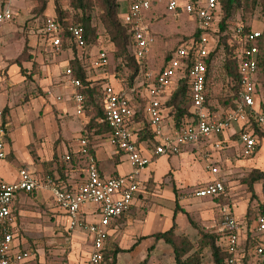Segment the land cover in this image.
I'll return each instance as SVG.
<instances>
[{"label": "built area", "instance_id": "1", "mask_svg": "<svg viewBox=\"0 0 264 264\" xmlns=\"http://www.w3.org/2000/svg\"><path fill=\"white\" fill-rule=\"evenodd\" d=\"M5 0L0 8V32L3 27L14 19L12 2ZM220 0H129L127 12L121 16L122 24L127 27L133 45L131 51L139 62V73L132 84L131 90L135 96L144 100L143 120H136L135 114L139 105L127 95V90H116L106 81L102 84L104 96L105 120L111 132L107 137L109 145L124 154L129 160L132 171L118 176H104L100 173L95 155L89 150L86 137L77 140L73 152L85 157L84 181L77 188L58 186L49 176L37 174L27 167L18 170L14 181H7L0 175V264H20L32 256L29 250L19 251L14 246L17 236L12 205L20 194H30L36 191H49L65 215L70 231L76 229L86 232L91 239V252L88 264H101L103 250L108 238V230L113 222L129 213L138 193L142 191V175L153 161V155H177L187 145L199 144L216 137L212 142L214 150L230 147V139L219 137L233 130L231 135H237L235 147L242 157L255 154L258 145V135L252 128L251 117L264 132V112L261 100L256 90V75L258 70V39L261 29L253 28L245 31L242 24L233 28L229 44L234 47L238 59L240 73L239 100L235 109L226 111V115L211 111L207 103L205 58L215 49L217 31L221 19ZM166 4L167 11L175 18L186 14L195 26L202 32L198 40H186L172 52L163 68L156 73L149 63V57L156 40L148 22L147 13L156 4ZM41 33L46 41L48 56L54 58L72 49L75 45L81 50V55L87 54L89 46L84 39V28L79 23L69 25L70 39L63 45V28L53 15H45L41 21ZM227 33V32H225ZM1 45V41H0ZM191 51L194 58L189 60ZM88 72L91 69L103 70L109 64L106 50L98 48L93 58L85 61ZM186 76L189 82V106L192 115L184 118L177 126L166 119L169 108L165 107L167 93L174 90L178 81ZM68 78L69 100L74 104L76 114L84 115L85 94L81 91L82 81L76 77L71 66L65 69ZM48 97L62 101L64 96L57 94L51 88L45 91ZM167 109V110H166ZM147 123L154 138L153 155L144 153V146L136 143L135 130L142 129ZM239 125V129L234 128ZM10 121L0 107V159L8 155L6 137ZM71 153L63 154V160H71ZM205 168L210 175L204 187L196 188L193 197L203 199L217 197L227 190L226 172L209 154H204ZM87 205L93 206L98 220L88 222L83 217ZM240 221L231 214L223 219L222 231L225 234V249L229 253L226 264H264V215H257L251 226ZM245 232L249 239V247L242 243ZM249 232V235L247 233ZM249 236V238H248Z\"/></svg>", "mask_w": 264, "mask_h": 264}, {"label": "rangeland", "instance_id": "2", "mask_svg": "<svg viewBox=\"0 0 264 264\" xmlns=\"http://www.w3.org/2000/svg\"><path fill=\"white\" fill-rule=\"evenodd\" d=\"M5 1V0H4ZM60 6L63 9H66L69 11V15L73 16V9L70 6V0H58ZM93 3V9H92V23L93 25L97 26V31L99 34H101V43L98 45V47H103L107 50L108 57H109V64L104 68L105 73L107 74H114L116 76L117 73L121 74V70L118 69V65L120 63V60H117L114 57V46L111 45L110 42H108L107 36H105V28L102 22V8L99 4V0H92ZM25 5V9L27 8V12H25V16L20 18L21 25H17L16 19L14 21V24L17 25L18 32H17V38L14 41V44H11V46H8V51L11 52L12 49L14 51H22L23 46L25 47L28 45L29 41L33 38L35 39L36 36H42L39 31L40 27L39 24H41L42 18L44 15H48L50 13V8L52 10V15H55L54 11V0H49L47 7L43 13L39 12H33V8L37 5L36 0H14L12 2V8L15 6ZM158 14H155L152 17V26L154 33L156 34V43L155 46L152 48V52L149 57V62L152 65V67H158V65H161L162 59L166 56H168L170 53H172V50L177 46L179 43V40L183 38L186 34H189L191 32H194V24L189 19V17L184 14L181 17H178L175 19L168 11L164 8V6H158L157 7ZM22 11V10H20ZM23 12V11H22ZM222 17V16H221ZM74 18V17H72ZM38 20V28H35L33 25ZM182 20V21H181ZM229 27L227 28V34L229 37H231V34L233 32V28H235V25L238 24H244V25H250L251 27H254L256 29H262L264 26L263 22V16L261 13V7L259 5L253 6L252 0H243V6L241 9L235 10L232 18L229 20ZM218 28V27H217ZM224 32V33H225ZM38 36L36 39H38ZM35 37V38H34ZM43 38V37H42ZM38 53L36 54V57L38 55L40 56V63L36 61L37 63L36 67L34 68V71H36L37 74H46L45 71H48V68H50V65L52 67V70L54 69V66H57L56 74L57 75H64L63 72L66 69V64H61L63 62L62 57H56L53 61H50V58L46 56V53H44L41 49H39L38 44ZM99 47V48H100ZM16 48V49H15ZM30 46H27V52L29 53ZM24 50V48H23ZM19 51V53H20ZM81 50L78 49V53H80ZM95 52V50L93 51ZM97 52V51H96ZM95 52V53H96ZM22 53V52H21ZM20 53V54H21ZM19 54V55H20ZM18 55V56H19ZM33 55V54H32ZM34 57V55H33ZM70 57V54H69ZM92 57V55H91ZM90 57V58H91ZM25 55L22 57V64L25 61ZM89 60V56L87 58ZM161 59V62H160ZM222 61V59H221ZM30 65V64H29ZM43 65V68L41 70L40 66ZM63 65V66H62ZM44 66L46 67V70L44 71ZM65 68V69H64ZM103 69V70H104ZM45 73H44V72ZM126 73H128L127 69L125 70ZM55 73V72H54ZM104 72L101 71V69H91V76L96 78L98 81L106 80L102 78ZM263 74V75H262ZM260 76V82L263 84L260 90V95L262 98V101H264V73H262ZM23 75V74H22ZM123 75V73H122ZM20 75H16L14 80ZM24 76V75H23ZM109 82L114 86L116 84L115 77L113 75H108ZM125 76V75H123ZM224 73L221 70L220 67H216V70L214 72V76L210 81V93H211V100L214 105H220V108L218 109V113L222 114L223 116L226 115V111L229 110L228 106H223L220 102V97H224L227 92V82L224 79ZM117 77V76H116ZM119 77V76H118ZM121 77V76H120ZM119 79V78H118ZM16 81V80H15ZM30 83V80H28ZM49 83V81H48ZM9 83H6L5 86L3 85L2 89L0 90V107L5 102L6 98H11L10 96V88ZM14 87V86H13ZM42 95L43 93L41 92ZM29 95V93H27ZM24 97V94L18 97V104L21 103L22 99ZM14 98V97H13ZM69 96L65 98V100L68 101ZM17 100V99H16ZM65 102L61 104H54V101L52 97H34V99L29 103H24L20 105H16L14 108H12L11 111V144L14 152L23 154L22 156H30L31 150H38L41 152L43 145L40 142L34 143V145H30V139L28 135V131H32L33 134L38 133L37 127L41 126L42 123H44L43 127L41 128L45 133H48L50 135V115H44L43 117H40L39 109L41 107V103H45L47 108H50V104L58 105L61 108L65 107ZM67 115L74 116L72 120L75 122V124H78L79 118L81 120H85L84 116H77L75 114V108L73 105H70L68 107V110L66 111ZM20 113L22 115H20ZM9 116V115H7ZM79 127V126H78ZM77 127V128H78ZM28 129V131H27ZM36 129V130H35ZM26 132V133H25ZM77 134L74 133H68V137L76 136ZM219 137L220 140H222ZM236 137L231 139V142L233 143L235 141ZM94 140V139H93ZM216 140V137H212L210 141ZM9 142V141H8ZM263 143L260 144L258 147L257 154H255L252 157L244 158L242 157L239 152H237V148L235 146H232L231 148L227 147L221 150H215L212 151L210 154L214 153V158L217 159V163L221 166V168L227 173L226 179H227V190L226 194L223 196H220V198H213V199H198L193 197V192L197 187H200L204 185L210 178L207 175V172L205 171L203 160L199 158L197 152V149H188L191 150L189 153H185L182 156V152H180L177 156H180L181 161L176 162V164H170V168L165 171L161 177V182H154L152 181V186L147 189V192H143L146 198H144V204L142 206L143 214L148 216L151 213H158V211H162V209H165L166 212H170L171 210L175 209L176 203L173 201L171 203V200L173 198H167L169 196L164 195L163 192L165 190L171 191L174 195L176 194L177 197H179L180 200H183L184 210L187 212V215H185L183 212V218L182 222L184 221L182 225V233L186 234L190 239L194 241V238L196 237L198 229L200 230H221L223 225V213L225 211H230L232 214L235 215L240 221L244 220L247 221V218L249 215L250 219L255 217L260 211V204L264 203V194L262 191H259L261 186L260 184L255 185L254 193L248 191V188L245 184L241 182V179L247 175L252 169H260L264 171V149ZM186 149V148H185ZM184 149V150H185ZM255 152V153H256ZM209 154V152H206ZM43 158H48L50 161V144L46 146V151L43 150L41 153ZM176 157V156H173ZM173 157H170L171 159ZM25 157L21 159L19 157L18 159L14 160H8L6 159H0V173L5 176L6 178H12L14 176L16 168L19 167L22 163L25 161ZM40 161L38 160L39 164L43 166L44 168V162L48 161ZM180 160V159H179ZM64 161V160H63ZM60 162L62 167L73 169L74 173H76V180L82 181L85 178V163L83 161L77 160L74 158L70 162ZM167 160H165V157L161 158V160L156 164V174H159L164 169V166L167 167ZM172 162V160H171ZM53 163V162H52ZM119 168V173L123 174L122 172L129 173L132 171V166L127 159L125 155H123V159L120 163L117 164ZM171 199V200H170ZM30 209H28L29 212H27V216H23L25 218H22L19 216V220H16V232L18 235H22V237L29 239V244L31 245L33 254L36 253L37 249L41 250L42 257L44 258L43 262L44 264H50V260H55L59 262V264H67L70 261L68 260V255L71 250L74 252V250H77V253L74 255L75 261L73 264H81L85 258V254H88L91 252L90 247L86 244L85 233L79 230L74 231H66L62 230L65 229V226L57 230L56 232H62L64 235L61 237L62 239H67L71 235H77L80 238L84 240V243H82V250L84 251V254L82 255L81 246H75L74 244H70L69 242L63 244V243H56L54 245L53 242L50 241V198L43 199V202L40 201H34L29 204ZM14 209V215L18 217L19 212V203L15 204ZM159 207V208H158ZM170 209V210H169ZM188 209V210H186ZM234 211V212H233ZM155 213V214H156ZM132 215H136L135 212ZM26 217H28L26 219ZM170 222L165 224V226H161L158 231H164L171 227L172 225V217L170 218ZM190 219V221H189ZM23 223V224H22ZM196 225V227L194 226ZM25 225V226H24ZM119 225V224H118ZM129 225H119V229L115 232H110L108 230V238L105 244V248L103 250V254L105 253V264H110L112 260V256L114 253H117V259L120 264L124 261L125 256L127 255V252H125L126 249L130 248L132 246V242L130 240V236L128 234V228ZM149 228L150 225L148 224ZM180 228V226H178ZM113 228V227H112ZM177 228V231L178 229ZM190 228V229H189ZM148 230V229H147ZM35 235H40L37 238H33ZM243 239V237H242ZM36 241V242H35ZM69 241V238L68 240ZM69 243V244H68ZM242 243L243 240H242ZM51 244V245H50ZM74 245L75 247L72 249L71 246ZM60 246V247H59ZM55 247L58 250L63 251L64 254H61L59 256H51L50 253L52 252ZM144 248V247H143ZM124 249V250H123ZM210 250L205 249L203 252V264H213V261L210 256ZM90 254V253H89ZM119 254H122V258L118 257ZM55 257V258H53ZM103 261V260H102ZM117 264V263H116Z\"/></svg>", "mask_w": 264, "mask_h": 264}, {"label": "crops", "instance_id": "3", "mask_svg": "<svg viewBox=\"0 0 264 264\" xmlns=\"http://www.w3.org/2000/svg\"><path fill=\"white\" fill-rule=\"evenodd\" d=\"M182 1H188V0H182ZM3 2H4V0H0V8L3 6ZM118 4H119V16L121 17V16H123V14H125L127 12L129 0H118ZM24 6L25 5H20V6H15L13 8V10H14L13 21L6 24L0 32V41H1V45H0V90L2 89L3 85L5 86L6 83H9L10 84L9 87H11L10 88L11 98L10 99L6 98L5 102L3 103V105L1 107L3 109L8 110V115H9L8 118L10 121L12 108H14L16 105L29 103L34 99V97H43V98L48 97L45 93L47 88H51L52 90H54L55 93L61 94L64 96V99L62 101H56L54 99V97H52L54 104L55 103L61 104V103H64V101H66V102H65L64 108H61L60 106L53 105V104H50V108H47L45 103H41V107L39 109L40 117H43L44 115L45 116L50 115V135L48 133H45L41 129V128H44L43 127L44 123H42L41 126L37 127V129H38L37 134H36V132H35V134H33L31 129H30V131H28V129H27L29 139H30V145L33 146L34 143L36 144V142H40L41 144L42 143L44 144V145L42 144L43 147H42L41 152H39L36 149L31 150V155L28 157L22 156L23 154H19V153L14 152V150L12 148V144H11L12 136H11V122H10L9 132H8L7 137H6L7 144H8V155L6 158L8 160L12 161L14 159H18L19 157H21V159L23 157H25L26 160L24 161V163H22L19 167L16 168L17 170L15 171V174H14V176H12V178H10V177L6 178L1 173H0V175L5 180L11 182L17 178L18 170L22 167H27L30 171L35 172L37 174L44 173V168H43V166H41V164L38 163L39 162L38 160H40V161L48 160V158L41 157L42 156L41 153L43 152V150L46 151V146H48L50 144V162H51L50 169L53 171V175H55V177H57V178L59 177L61 179V181H60L61 185L67 186V188H69V189L70 188H77L84 180L78 182L75 179L76 176H78V175H76V173H74V170L62 167L61 164H59V163L63 161L62 156H63V154H65L67 152L68 153L70 152L71 156H74L77 159V157L75 156L76 153L73 152V150H75L74 146H75L77 140L79 138L83 137L84 125L88 119L85 115H81V116L85 117V120H81L79 118L78 124H75V122L72 120V118L74 116H72V115L68 116L66 114L67 113L66 111L68 110V107H70V105H73L74 108H75V106L69 99H68V101L65 100V98L71 92V88L69 87L70 85H69L67 77H65L63 75L60 76V75L56 74V70H58L57 66H54L53 67L54 69L52 70V67H51L52 64H51L50 68H48V71H45L46 67L44 66V71L46 72V74H42L40 76V74H37L35 72L34 75H32L30 77V79L27 78V76L31 75L30 73H31L34 61L35 62L38 61L40 63V59H41L40 56L38 55V57H36V54L38 53V47H37L38 44L40 46L39 49H41L44 53H46V56H48V53L46 51V48H47L46 41H45L42 33H40L42 36L37 35L38 39H36L37 38V36H36V38L34 37L35 39L32 38L28 43V45L30 46L29 53L34 55V57H33L34 60L24 62L22 64V67H20L16 63L11 62L13 59L18 57V55L23 51V48H24V46H23L22 51H20L21 49L18 51L17 50L14 51L13 49L11 52L8 51V46L12 47L11 44H14V41L17 38V32H18L17 31L18 30L17 25H21L20 18L24 17L25 12H27V10H28L27 8L25 9ZM20 10H22L23 12ZM48 15H52L51 8H50V13ZM16 17H17V19H16ZM15 19H16L17 25L14 24ZM181 19H182V16H181ZM37 24H38V20L36 23L33 24L35 26V28H38ZM193 24H194V22H193ZM194 27H195V24H194ZM39 31H41V29H39ZM98 48H99L98 46L89 48V51H88L89 59L93 58V56L96 54L95 52L98 50ZM94 50H95V52H93ZM19 51H20V53H19ZM69 54H70V57H69ZM79 55L82 56L81 52L79 53ZM90 55H92V57ZM58 56L62 57L63 62L61 64H66L65 65V68H66L67 66H69V61L71 59H73L74 53H73L72 49H65L64 52ZM58 56H56V57H58ZM56 57L51 58L48 56V58H50V61L51 60L53 61L54 59H56ZM21 68H24L27 71V73L24 74L21 71ZM40 68L42 70L43 65H41ZM101 71L104 72L102 75V78L106 79V80H103L102 83L109 81L108 78H106V77H108L107 74L114 76V74H110L108 72L106 74L105 69L101 70ZM17 74L20 75L21 77L18 76V79L16 78L15 79L16 81H15L13 77H15ZM90 74H91V71L88 72V76L91 79H93L94 81L97 80L96 78H94ZM114 77H115V82H116V84H114V87L116 88V90L124 91V87L121 84V81L116 76H114ZM28 80H30V83L28 82ZM48 81H49V83H48ZM39 88H41V92L43 93L42 95L39 93L40 92ZM172 92H173V90L171 92L167 93L168 95L165 98L166 100L170 98ZM27 93H29V95H27ZM126 93L130 98L134 99L137 104L141 103V101L139 100V97L135 96L131 90L130 91L127 90ZM23 94H24V97H23L21 103L18 104V97H20ZM167 113H169L168 110H167ZM75 114H76V109H75ZM20 115H22V114L20 113ZM77 116H79V115H77ZM171 118H172L171 116H168L166 121L172 122ZM234 128L238 130L239 125L234 124ZM74 132L77 134L76 136H73L71 138L67 136L68 133L70 134V133H74ZM232 133H233V130H230L229 133H225L224 135L220 136V137H223V138H221L222 140H224V138L230 139L229 145H231V146L229 148H231L232 146H235V144L237 145V143L235 142L237 140V136L231 135ZM234 137H236V139L232 143L231 139ZM93 139H94L93 140V146L95 149V157H96V161H97V165H98V168L100 170V173L104 176L124 175V172H122L123 174L119 173V168L117 166V164L122 161L124 154H122L117 149H115L114 147L109 145V143L107 141V137L95 136ZM263 141H264V138L261 140L259 139L257 147H259L260 144L263 143ZM212 142H214V141L208 140L206 142H202L199 144L197 143V144L187 145L186 147H184L181 150V152L182 151L183 152L180 156H182L185 153H189L191 150H188V149H197L196 153L198 154L199 158L203 160L204 167H205L206 160L204 158V154H206V152H209V155L214 160H217L214 158V153L210 154L212 151L213 152L215 151L213 149ZM142 145L144 146V153L145 154L149 155V154L153 153V148L148 147L147 141H143ZM263 149H264V147H263ZM256 151H258V148L256 149ZM255 154H257V152ZM177 155H161V156L153 155L152 163L149 165V167L144 171V173L142 175V182H143L142 191L140 193H138V195L134 199L131 210L129 211V213L125 214L124 216L119 218L117 221L113 222L112 225L109 227L110 232H115L119 229V225H123V226L129 225V226H127V228L129 229L128 234L131 235L129 241L132 242V246L125 250V252H127L125 259L122 258V254L118 255V257H120L124 260L122 262V264H138L139 262L146 260V259H147V264H175L174 263V254H173V250H172L171 246L169 244L165 243L163 240H156L155 237L153 236L156 232H162V231H158V229H160L161 226H165V224L170 222L171 217H172V225H173V216L175 213V211H174L175 209L171 210L167 214V212H166L167 208L164 207L165 209H162V211L159 210L158 213L155 212L156 214L151 213L150 215L146 216V214L142 215L143 214L142 206L144 204L143 200H145L144 198H146L144 193L147 192V189L152 186V181L161 182L160 177L165 171H167L170 168V164H173L174 162H175L174 164H176V162L181 161L180 156H177ZM254 155H252V156H254ZM173 156H176V157H173ZM163 157H165V160H167L166 161L167 167L164 166V169L162 170V172H160L159 174H156V167H157L156 164H158V162ZM170 157H173V158L171 159ZM244 158L246 159L249 157H244ZM171 160H172V162H171ZM205 171L207 172L206 168H205ZM125 174H126V172H125ZM207 175H209L208 172H207ZM85 177H86V174H85ZM208 177L210 178V175ZM261 190H262V188H260L259 191H261ZM163 194L169 196L167 198H170V197L173 198V200L170 199L171 203H173V201L174 202L176 201V194L174 195L171 191L165 190L163 192ZM51 195L52 194L49 191H36V192L30 193V194L18 195V197H16V199L14 200L13 205H12L13 215H14V209L16 208L15 204L19 203V207H20L19 212L17 214L18 217L16 215H14L15 223H16V220H19V216H21L22 218H25V217H23L24 215L27 216L26 213L29 212L28 209H30V205H29L30 203H32L34 201L43 202V199L50 198V241L53 243L58 242V243H63V244H65L67 242H69L70 244L75 243V246L80 245L81 250H82L83 249L82 243H84V240L82 238H80L77 235H71L68 237L69 241H67L68 238L67 239L61 238L64 235L62 232H56L57 230H59L60 228H62L64 226H65V229H62V230L68 231L69 228H68V222H67L65 215L59 209V207L57 206V204L54 200V197ZM178 201H179V205L181 207L184 206L183 205L184 201L180 200L179 197H178ZM186 210H188V209H186ZM134 212L136 215H134V216L132 215V217H131V214H133ZM223 214L234 215L230 211H225ZM83 217L88 222L98 220V214L95 213V210H94L93 206H91V205L86 206V208L83 212ZM174 217H175V223H176L177 228H179L178 226H180L178 231L183 232L182 231V225H181L184 223V221L182 222L183 214L181 212H178V213H176V215ZM27 218L28 217H26V219ZM148 224L150 225V228H149ZM168 229H166V230H168ZM77 230H79V229H77ZM166 230H164V231H166ZM79 231H81V230H79ZM82 232H84V231H82ZM84 233H85L84 239H86V244L90 247V249H92L91 239L86 232H84ZM38 236L40 237V235L34 234L33 238L35 239ZM242 237H243L242 240L244 242L243 245H245L248 242V239L246 237L245 232L242 234ZM28 241H29L28 238L22 237V235L19 236L17 233V236L15 237V240H14L15 248L19 251L29 250L32 252V256L28 260H26L25 262L20 263V264H44V262H43L44 258L42 257L41 250L37 249L36 253L33 254L31 245L29 244ZM56 243H54V245ZM75 246L72 245L71 248L73 249ZM72 251L73 250H71V252H69L68 255L66 256V257H68V260L70 261L67 264H73V262L75 261L76 256L74 254L77 253V250H74V252H72ZM89 253L85 254L86 259H84L81 264H88ZM61 254H64L63 251L58 250L56 247L50 253L51 256H59V257H61L60 256ZM81 254L82 255L84 254L83 250H82ZM53 258H55V257H53ZM50 264H59V262L52 259V260H50ZM117 264H120L118 262V259H117Z\"/></svg>", "mask_w": 264, "mask_h": 264}, {"label": "trees", "instance_id": "4", "mask_svg": "<svg viewBox=\"0 0 264 264\" xmlns=\"http://www.w3.org/2000/svg\"><path fill=\"white\" fill-rule=\"evenodd\" d=\"M37 5L33 8V12H39L43 13L47 7V4L49 0H36ZM99 4L102 8V22L105 28V36H107L108 42L111 43L112 46H114V57L117 60H120V63L118 65V69L121 70V74L117 73L116 76L121 81V84L123 85L124 89L128 90L131 88L132 84L134 83L135 78L138 75L139 71V62L136 59V57L133 55L131 51V47L133 45L131 35L125 27L122 22L121 18L119 16V4L118 0H99ZM220 11H221V19L218 23L217 31L213 32V36L217 38V44L215 49L205 58L206 64H207V73H206V87H207V103L211 111H218L220 108V105H214L212 103V96L210 93V81L214 76V72L216 70V67H220L221 70L224 73V79L226 80L227 84V92L224 97H220V102L223 104V106H228L230 109H235L237 106V101L239 100V91H240V85H239V79H240V73H239V65H238V59L235 57L234 54V47L229 44V35L227 33H224L227 31V28L229 27L230 19L232 18L235 10L241 9L243 6V0H220ZM252 5L256 6L259 5L261 7V13L263 16V22H264V0H252ZM70 6L73 9V16L69 15V11L66 9H63L58 0H54V11H55V18L60 22L62 28H63V45L66 48V44L68 40L71 37V34L68 31V27L71 24L79 23L84 28V39L86 44L91 47H96L101 43V34L97 31V26L93 25L92 23V9H93V3L92 0H70ZM158 6H164L166 9V4H156L153 5L150 9V11L147 13L148 22L150 24V28L152 31V34L156 38V34L154 33V28L152 26V17L155 14H158L160 10L157 9ZM45 16V15H44ZM74 17V18H72ZM242 24V23H241ZM245 31H250L254 27H251L250 25H244ZM42 24H39L38 27L41 28ZM262 35L258 39V70L256 75V90L258 92V95L260 96L261 100V109L262 112H264V101H262L260 90L261 84L260 82V76L262 73H264V26L261 29ZM201 30L194 27V32H191L189 34H186L183 38L179 40V43L177 46L172 50L175 51V49L184 43L186 40H198L201 35ZM27 46L24 47V50L22 53L15 59H13L11 62L18 64L20 67H22V57L25 55V61H32L33 55L27 52ZM100 47V46H99ZM72 50L74 53L73 59L69 61V66H71L76 74V77L80 78L82 81V88L81 91L85 94V102H84V115L87 117V122L84 125L83 129V136L86 137L89 141V150L92 155H95V149L93 146V138L95 136H101V137H108L111 130L106 123L105 120V113H104V96L102 93V81L93 80L88 76V70L86 60H88L89 53L84 54L82 56L78 53V48L75 45H72ZM104 50H106L103 47H100ZM107 52V50H106ZM172 53H170L168 56L165 57V59H162L161 65H158V67H153L156 73H159V71L165 66L168 59L170 58ZM91 56V55H90ZM194 58V51H191L189 55V60H192ZM222 59V61H221ZM161 62V59H160ZM37 63H33L31 75L27 76L28 79L36 71H34V68L36 67ZM128 73H126V70ZM21 71L26 74L27 71L24 68H21ZM125 75L123 76L122 75ZM63 76H65V70L63 72ZM263 75V74H262ZM119 76V77H118ZM121 76V77H120ZM188 89H189V82L186 76H183L180 78V80L177 83L176 88L173 90L170 98L165 102V107L169 108V115L173 117V120L177 126L180 125L181 121L187 117H190L192 115L191 109L189 106V95H188ZM139 109L137 110L135 114L136 120H143V105L144 100H141ZM4 113L8 115V110L3 109ZM225 116V115H224ZM144 121V120H143ZM252 121V128L255 130V133L258 135V139L264 138V132H262L259 127L255 123L254 117H251ZM136 134V143L140 146L143 141L148 142V147L153 148L154 147V138L153 133L151 132V129L149 128V125L145 123L142 129L135 130ZM237 136V135H236ZM258 148V147H257ZM120 152V151H119ZM77 157V160L83 161L86 164V159L83 156L75 155ZM75 157L72 156L71 160H73ZM64 160L63 162H70ZM51 162L46 161L44 162V174L51 176L55 183L63 187V185L60 184L61 179L58 177H55L53 175V171L50 169ZM61 167V166H60ZM241 182L245 184L248 188V191L254 193L253 190H255V185L260 184L262 188V193L264 194V171L260 169H252L247 175H245ZM205 185H202L197 188L204 187ZM67 188V186H65ZM225 193L217 196V197H207L204 199H217L220 198V196H223ZM176 207H175V213L183 212L185 215H187V212L179 205L178 197L176 195ZM260 211H258L259 214L264 215V203L260 204ZM257 213V215H258ZM226 214H223V219ZM257 215L250 219L249 215L246 221V226L249 227L253 223V221L256 219ZM173 216V225L166 231L162 232H156L153 236L156 240H163L165 243L169 244L173 250L174 254V263L175 264H203V252L205 249L210 250V256L213 261V264H226V260L229 258V253L225 249V234L222 230H200L198 229L196 237L194 238V241L190 239L186 234L177 231V226L175 223V217ZM188 216V215H187ZM190 221V219H189ZM196 227V225L194 224ZM69 228V227H68ZM197 228V227H196ZM70 230V229H69ZM68 230V231H69ZM248 235L249 232L247 231ZM249 238V236H248ZM249 239L248 242L245 244V247H249ZM112 260L110 264H116L117 263V253H114L111 257ZM105 253L103 254V261L101 264H105ZM138 264H147V259L139 262Z\"/></svg>", "mask_w": 264, "mask_h": 264}]
</instances>
